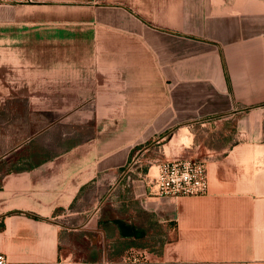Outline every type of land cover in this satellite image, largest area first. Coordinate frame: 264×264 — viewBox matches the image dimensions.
Returning <instances> with one entry per match:
<instances>
[{"label":"crops","instance_id":"obj_1","mask_svg":"<svg viewBox=\"0 0 264 264\" xmlns=\"http://www.w3.org/2000/svg\"><path fill=\"white\" fill-rule=\"evenodd\" d=\"M143 149L201 159L208 192L151 194ZM132 249L264 264V0H0V252Z\"/></svg>","mask_w":264,"mask_h":264},{"label":"built area","instance_id":"obj_2","mask_svg":"<svg viewBox=\"0 0 264 264\" xmlns=\"http://www.w3.org/2000/svg\"><path fill=\"white\" fill-rule=\"evenodd\" d=\"M154 163L157 166L156 174L149 175L148 178L145 177L151 194L178 197L180 195H200L208 192L207 169L201 159H155ZM131 164L125 171V175L128 177H131ZM137 255L142 256V258L137 257ZM126 256H132V258L124 263L111 262L112 258L86 261L64 256L58 259L56 264H136L148 262L147 254L136 249L129 250L128 254L122 255V257ZM0 264H10L3 252H0Z\"/></svg>","mask_w":264,"mask_h":264},{"label":"rangeland","instance_id":"obj_3","mask_svg":"<svg viewBox=\"0 0 264 264\" xmlns=\"http://www.w3.org/2000/svg\"><path fill=\"white\" fill-rule=\"evenodd\" d=\"M180 141H181V145H186V144H188L189 139L185 138L184 135H182V138L180 139ZM165 142H166V140H165ZM149 153H150V150L145 152L144 149L142 151L137 152V154L135 155V157L132 161V164H131V171H130L131 176L138 175L137 173H139V172H143L142 176L146 177V178H148L149 175L151 176V175L156 174V172H157V166L156 165L153 166L152 172L151 173L149 172L150 166L153 165L151 163V158L149 156ZM141 169H142V171H141ZM140 255H137V257H139ZM129 258H132V256H126V257L118 256V257L112 258L111 262L114 261V262L124 263V262L129 261ZM140 258H142V256H140ZM148 259H149V257H148Z\"/></svg>","mask_w":264,"mask_h":264}]
</instances>
